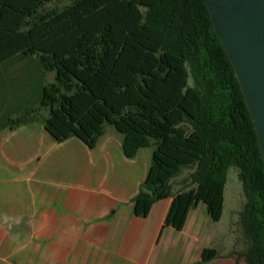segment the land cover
<instances>
[{
    "label": "trees",
    "instance_id": "16d2710c",
    "mask_svg": "<svg viewBox=\"0 0 264 264\" xmlns=\"http://www.w3.org/2000/svg\"><path fill=\"white\" fill-rule=\"evenodd\" d=\"M53 1L0 0V133L40 121L54 142L75 137L93 149L110 126L123 136L126 158L152 147L132 212L147 218L156 202L172 198L161 231L183 230L199 203L219 221L234 168L245 195L241 256L264 264V162L204 0H68L45 8ZM20 61L30 68L22 79L8 71ZM185 169V190L174 192ZM216 257L204 248L200 263Z\"/></svg>",
    "mask_w": 264,
    "mask_h": 264
},
{
    "label": "crops",
    "instance_id": "0c3cea01",
    "mask_svg": "<svg viewBox=\"0 0 264 264\" xmlns=\"http://www.w3.org/2000/svg\"><path fill=\"white\" fill-rule=\"evenodd\" d=\"M122 142L106 129L93 149L75 137L56 143L40 121L1 131L0 264H131L133 251L160 264L168 251L179 259L180 238L183 260H198L204 248L186 224L161 231L172 198L133 215L153 148L128 159Z\"/></svg>",
    "mask_w": 264,
    "mask_h": 264
},
{
    "label": "water",
    "instance_id": "95a60500",
    "mask_svg": "<svg viewBox=\"0 0 264 264\" xmlns=\"http://www.w3.org/2000/svg\"><path fill=\"white\" fill-rule=\"evenodd\" d=\"M239 82L264 162V0H204Z\"/></svg>",
    "mask_w": 264,
    "mask_h": 264
},
{
    "label": "rangeland",
    "instance_id": "374dc122",
    "mask_svg": "<svg viewBox=\"0 0 264 264\" xmlns=\"http://www.w3.org/2000/svg\"><path fill=\"white\" fill-rule=\"evenodd\" d=\"M68 0H56L45 6L47 9H61L68 5ZM25 61H20L14 66L10 67L8 71L14 70L18 77L24 78L29 73L30 68L24 65ZM12 74V73H11ZM54 73L47 74L46 82H52ZM191 83V81H190ZM9 87L4 90L3 94L9 97L11 91ZM47 110L41 109L40 116H46ZM108 130H114L112 127L107 126ZM152 148V147H148ZM190 170L185 169L181 175L173 180V191L178 192L185 190V185L182 183ZM10 184L5 185L6 188ZM245 204V195L242 189V185L237 177V171L231 168L228 172L226 184L223 193V209L219 221L215 222L207 215L206 207L203 203H199L195 209H192L189 213L187 223L185 226L186 233H195L198 237V250L202 248H213L217 251V257L206 263H200V256L198 260L191 261L188 259L183 260L184 246L183 238L178 240L179 259L176 261L175 257H171V252H165L161 257L160 264H245L241 254L246 250L248 242L245 238L243 228L241 225L240 213L243 210ZM185 233V234H186ZM134 257L131 259V264H140V260L137 257V252L133 251ZM191 256L195 255L194 250L190 252ZM136 256V257H135ZM170 259L172 261H170Z\"/></svg>",
    "mask_w": 264,
    "mask_h": 264
}]
</instances>
